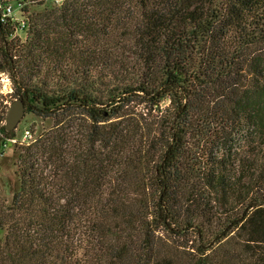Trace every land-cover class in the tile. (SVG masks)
Returning <instances> with one entry per match:
<instances>
[{
	"label": "trees",
	"instance_id": "16d2710c",
	"mask_svg": "<svg viewBox=\"0 0 264 264\" xmlns=\"http://www.w3.org/2000/svg\"><path fill=\"white\" fill-rule=\"evenodd\" d=\"M11 3L43 7L0 20L12 100L89 122L58 171L19 156L8 264H264V0Z\"/></svg>",
	"mask_w": 264,
	"mask_h": 264
},
{
	"label": "rangeland",
	"instance_id": "374dc122",
	"mask_svg": "<svg viewBox=\"0 0 264 264\" xmlns=\"http://www.w3.org/2000/svg\"><path fill=\"white\" fill-rule=\"evenodd\" d=\"M55 4L59 5L56 1ZM11 5L13 10L12 17L17 21L24 20V18L43 10V7L31 6L29 12L24 13L20 5L14 3H11ZM46 22H52V20ZM17 34L21 40L26 38L25 32H18ZM44 65L46 68L53 67L47 60L44 61ZM10 88L12 91L10 77L6 73H0V116H5L7 108L13 103L10 97ZM88 122V120H83L81 116L63 118L58 122V119L40 118L26 110L22 121L14 130V136L21 140L23 131L29 130L31 139L27 142L20 141L17 145L8 144L5 149L2 148V143L4 142L2 141L3 134L0 130V264H8L1 251L4 247L6 233L16 226L15 219L17 216L10 211V206L12 197L19 187V179L16 175V170L21 165L18 163L19 156H25V150L33 147V154L38 160V168L40 170L43 169L45 174H49L50 170L51 172L58 171L56 168V165H58L56 164L58 161L57 157L59 155L63 157L70 156L79 144L84 143ZM4 123L5 120L3 119L0 122V127ZM52 154L55 155V158L52 157ZM55 184H60V187L62 185L65 186L63 182H58L57 179ZM53 195L54 198H71L70 196H72L69 191L60 188L55 189ZM83 218L84 216L81 213L77 219L83 220ZM76 224L75 230H73L74 239L86 238L88 236V228L83 227L84 224L82 225V223ZM76 242L78 243L79 241L76 240Z\"/></svg>",
	"mask_w": 264,
	"mask_h": 264
},
{
	"label": "water",
	"instance_id": "95a60500",
	"mask_svg": "<svg viewBox=\"0 0 264 264\" xmlns=\"http://www.w3.org/2000/svg\"><path fill=\"white\" fill-rule=\"evenodd\" d=\"M25 112V102L22 99L14 100L6 115L5 130L7 132L14 131L25 116Z\"/></svg>",
	"mask_w": 264,
	"mask_h": 264
},
{
	"label": "built area",
	"instance_id": "2783aa9c",
	"mask_svg": "<svg viewBox=\"0 0 264 264\" xmlns=\"http://www.w3.org/2000/svg\"><path fill=\"white\" fill-rule=\"evenodd\" d=\"M57 3H60L62 0H55ZM12 13H13V10H12V5H6L3 9H2V12H1V15H0V20L3 22L5 18H13L12 17ZM17 21V20H16ZM18 24L20 23V27L22 29H24V22L21 20V21H17ZM10 91H11V88H10ZM22 139L19 140L18 138H16L15 136L11 139H5L2 143V148L5 149L6 146L8 144H18L20 143V141L22 142H27L29 141V139H31V132L29 130H24L23 131V134H22Z\"/></svg>",
	"mask_w": 264,
	"mask_h": 264
},
{
	"label": "flooded vegetation",
	"instance_id": "af4514ba",
	"mask_svg": "<svg viewBox=\"0 0 264 264\" xmlns=\"http://www.w3.org/2000/svg\"><path fill=\"white\" fill-rule=\"evenodd\" d=\"M11 92H12V91H11ZM11 92H10V93H11ZM10 97H11V96H10ZM25 107H26V106H25ZM8 109H9V108H7V112H8ZM25 113H26V112H25ZM6 115H7V113H6ZM6 115H5V119H6ZM5 119H4V120H5ZM2 124H3V123H2ZM4 127H5V123H4Z\"/></svg>",
	"mask_w": 264,
	"mask_h": 264
}]
</instances>
